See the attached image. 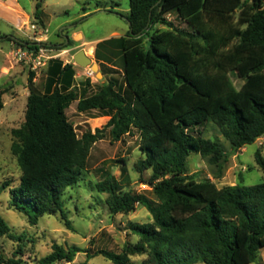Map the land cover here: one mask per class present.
<instances>
[{"label": "trees", "instance_id": "trees-1", "mask_svg": "<svg viewBox=\"0 0 264 264\" xmlns=\"http://www.w3.org/2000/svg\"><path fill=\"white\" fill-rule=\"evenodd\" d=\"M110 2L101 11L126 17L129 31L98 46L116 44L121 71L110 68L109 81L95 91L90 80L77 88V69L60 58L49 62L43 90L34 82L36 72L29 73L26 120L12 131V152L22 177L10 190L11 207L31 225L59 215L74 231L64 192L82 180L93 146L109 130L113 142L139 134L142 157L135 170L155 198L127 189L114 165L98 169L102 179L95 189L107 195L112 216L129 215L142 206L152 221L130 222L139 241L126 243L120 253L90 254L77 245L55 244L39 264L72 263L81 252L88 260L102 255L111 264H132L135 256H146L141 264L256 263L264 249V183L248 186L241 176L239 183L218 188L190 175L188 158L195 153L208 159L219 171L215 178L221 179L226 150L204 137L203 126L216 125L234 151L264 137V0H130L126 15L115 11L117 2ZM42 8L38 2L34 23L45 29ZM5 38L28 51L52 47ZM232 75L244 80L239 89ZM3 94L0 90V111ZM74 102L79 113L98 111L109 121L103 129L79 135L67 116ZM255 159L264 173L260 151ZM0 238L21 241L1 214ZM0 264L18 263L3 260L0 253Z\"/></svg>", "mask_w": 264, "mask_h": 264}, {"label": "rangeland", "instance_id": "rangeland-1", "mask_svg": "<svg viewBox=\"0 0 264 264\" xmlns=\"http://www.w3.org/2000/svg\"><path fill=\"white\" fill-rule=\"evenodd\" d=\"M28 10H36L37 3L43 2V12L49 23L48 36L54 44L60 43L61 47H54L59 51V57L67 63H73L74 56L85 50L88 56L93 59V63L98 64V76L92 66L82 68L77 66L75 85L79 89L84 88L87 80L91 81V91H95L103 83H107L110 78L109 69L122 70L123 60L119 49L115 43L98 46V53L95 55L90 46L75 47L68 46L65 38L70 28L82 31L85 40H109L115 32L121 37L129 31V24L125 18L108 12H98L111 5L110 1L115 0H19ZM118 12L126 15L130 10V0H116ZM101 7V9H97ZM85 13H89L85 15ZM173 20V17L171 18ZM176 24L183 26L176 21ZM31 27V29L29 28ZM37 27V30L33 29ZM159 29H166L163 25H158ZM11 38L32 42L35 37L41 39L42 28L35 25L34 19L30 23H25L23 32L18 33L4 21H0V90L2 95L3 109L0 111V214L12 228L13 233L21 238V241H12L8 238H0V253L3 260H13L18 264H39L53 251L55 244L68 246L77 245L83 250H89L90 254H95L101 250L120 253L126 243H137L139 236L134 235L129 230L130 222L148 224L152 217L145 207H138L136 211L129 215L119 214L112 216L106 205V194H100L95 189V184L100 181L101 174L99 168H110L112 165L115 175L122 181L127 189L145 193L150 198L155 196L152 189L140 182V176L135 170V164L142 157L139 150L140 136L138 133L126 136L120 142H113L110 131L106 132L104 140L96 143L88 161V167L83 173L82 180L75 186L65 190L63 195L64 209L72 222L74 231L69 230L64 221L57 216H44L37 225H31L28 218L11 207L10 190L18 187L21 183L22 171L18 164L17 157L12 152L14 137L12 131L20 128L26 120L27 99L29 96L28 76L31 71L27 62H11L9 53L17 48V44L5 38ZM48 43L47 39H41ZM49 44V43H48ZM145 49H149V40H144ZM56 59V58H55ZM110 63L108 66L105 63ZM102 66V67H101ZM106 73V76L103 74ZM237 89L241 87L244 80L231 76ZM46 80V73L42 71L36 77V85L43 90ZM67 116L74 125L76 132L81 135L84 130L103 129L110 119L98 111L79 113L77 102L71 104L67 109ZM205 138L219 141L223 144L228 159L224 164L221 179L215 178V173L219 171L210 164L208 159L200 154H192L188 158L189 174L194 175L197 180H211L218 188L228 185H235L243 177L244 184L248 186L264 183V173L258 166L255 155L260 151L264 157V137L256 143L248 145L239 151H234L230 143L222 136L219 128L210 123L202 127ZM124 160L125 163L121 161ZM125 168V174L121 175V169ZM150 177V172L145 174V180ZM5 184H9L3 189ZM146 256H135L132 264H141ZM86 253H78L72 263L58 264H84L87 261ZM89 264H111L102 255H98L88 260ZM202 264V263H199ZM252 264H264V249L261 250L259 260Z\"/></svg>", "mask_w": 264, "mask_h": 264}, {"label": "crops", "instance_id": "crops-1", "mask_svg": "<svg viewBox=\"0 0 264 264\" xmlns=\"http://www.w3.org/2000/svg\"><path fill=\"white\" fill-rule=\"evenodd\" d=\"M114 2H117L116 0ZM36 10L34 11H28L21 3L19 0H0V21H4L6 22L8 25H10L13 29H16V31L18 33L23 32V28H24V24L25 23H30L32 19H34V13ZM115 11H119V9L116 7ZM130 11V10H129ZM98 12H105V11H98ZM89 13H85V15H88ZM116 15V14H115ZM119 16V15H118ZM121 17V16H120ZM123 18V17H121ZM44 20H45V24H46V28L43 29L42 28V38L41 39H47L48 43L52 46H58L61 47L62 45L60 43L54 44L50 41V36H48V27H49V23L46 19V16H44ZM29 28L31 29V27L29 26ZM71 31H69L67 36H63L66 40L67 43H69V40L73 41V45L75 47H85V46H90V48L94 51L95 55L98 53V48L94 47L93 44H97L98 42L101 43L103 41L101 40H94V41H87L85 40V36L82 33V31H79L77 29L74 28H70ZM115 36H113V38H119L121 37V35L118 32L114 33ZM98 43V44H99ZM71 45V46H73ZM87 49H85L84 51L86 52V54L88 55V52L86 51ZM90 57V56H89ZM65 64H68L67 61H64ZM75 66V68L77 69L76 64L71 63ZM108 66V63H105ZM49 66V64H48ZM48 66L44 69L39 70L38 72H36V77H38L42 71H45V73H47L48 70ZM77 77H75V83L77 82L76 80ZM36 78L34 79L35 82ZM46 82V80H45ZM36 83V82H35ZM45 85V84H44ZM44 88V87H43ZM109 121V120H108Z\"/></svg>", "mask_w": 264, "mask_h": 264}, {"label": "built area", "instance_id": "built-area-1", "mask_svg": "<svg viewBox=\"0 0 264 264\" xmlns=\"http://www.w3.org/2000/svg\"><path fill=\"white\" fill-rule=\"evenodd\" d=\"M172 16L168 15L167 19L171 21ZM35 31L37 30L36 26H33ZM35 41L32 42H44L43 40L36 38L34 35ZM59 51L52 47L41 46L38 51H28L17 45L15 50H12L9 53V59L11 62L15 61L17 63L25 61L30 66L32 71L38 72L41 69H44L48 66L49 62L57 57H59Z\"/></svg>", "mask_w": 264, "mask_h": 264}, {"label": "water", "instance_id": "water-1", "mask_svg": "<svg viewBox=\"0 0 264 264\" xmlns=\"http://www.w3.org/2000/svg\"><path fill=\"white\" fill-rule=\"evenodd\" d=\"M123 18H125V20L130 25V22L128 21V19L126 17H123ZM73 63L82 67V68H88V67L92 66V70H97L96 71L97 75L102 76V73L98 72V69H99L98 64L93 63V59L91 57H89L84 50H80L74 56Z\"/></svg>", "mask_w": 264, "mask_h": 264}, {"label": "bare ground", "instance_id": "bare-ground-1", "mask_svg": "<svg viewBox=\"0 0 264 264\" xmlns=\"http://www.w3.org/2000/svg\"><path fill=\"white\" fill-rule=\"evenodd\" d=\"M101 76V75H100Z\"/></svg>", "mask_w": 264, "mask_h": 264}]
</instances>
